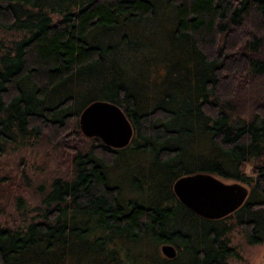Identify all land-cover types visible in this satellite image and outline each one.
Wrapping results in <instances>:
<instances>
[{
	"label": "trees",
	"instance_id": "obj_1",
	"mask_svg": "<svg viewBox=\"0 0 264 264\" xmlns=\"http://www.w3.org/2000/svg\"><path fill=\"white\" fill-rule=\"evenodd\" d=\"M0 30L18 35L0 43V152L44 138L72 165L29 221L0 225V264H227L233 227L264 240V97L248 117L234 99L264 74V0H0ZM95 99L127 116L125 146L80 131ZM197 172L245 199L196 214L171 184Z\"/></svg>",
	"mask_w": 264,
	"mask_h": 264
},
{
	"label": "rangeland",
	"instance_id": "obj_2",
	"mask_svg": "<svg viewBox=\"0 0 264 264\" xmlns=\"http://www.w3.org/2000/svg\"><path fill=\"white\" fill-rule=\"evenodd\" d=\"M17 36L15 31L0 30V43L2 46L7 45L10 39ZM258 96L264 97V74L247 85L246 89L236 93L234 99L241 109L239 115L248 117L252 113V100ZM245 170L249 171L248 166H245ZM71 175L70 154L60 146L44 138L34 137L18 138L8 143L0 152V188L3 193L0 198V225H24L35 214L51 179L70 178ZM217 177L225 182L233 181ZM228 237L236 255L228 257L227 264H264V240L247 243L238 227H233L228 232ZM160 244L152 245L154 253L158 251L162 254ZM150 251V248L144 250L146 253Z\"/></svg>",
	"mask_w": 264,
	"mask_h": 264
},
{
	"label": "water",
	"instance_id": "obj_3",
	"mask_svg": "<svg viewBox=\"0 0 264 264\" xmlns=\"http://www.w3.org/2000/svg\"><path fill=\"white\" fill-rule=\"evenodd\" d=\"M77 123L85 136L98 137L113 148L125 146L132 134L131 123L123 110L107 100L95 99L84 105ZM171 188L182 204L204 218H218L232 212L248 191L247 185L240 181L225 182L206 172L180 175L173 180ZM159 248L167 258L175 255V247L169 242H162Z\"/></svg>",
	"mask_w": 264,
	"mask_h": 264
}]
</instances>
